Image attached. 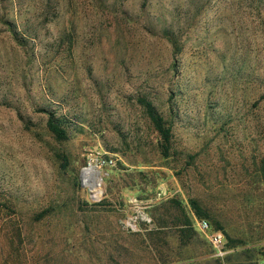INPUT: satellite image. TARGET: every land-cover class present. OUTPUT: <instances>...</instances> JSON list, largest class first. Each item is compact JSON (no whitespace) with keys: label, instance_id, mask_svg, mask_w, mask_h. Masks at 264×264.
<instances>
[{"label":"rangeland","instance_id":"rangeland-1","mask_svg":"<svg viewBox=\"0 0 264 264\" xmlns=\"http://www.w3.org/2000/svg\"><path fill=\"white\" fill-rule=\"evenodd\" d=\"M0 264H264V0H0Z\"/></svg>","mask_w":264,"mask_h":264},{"label":"trees","instance_id":"trees-1","mask_svg":"<svg viewBox=\"0 0 264 264\" xmlns=\"http://www.w3.org/2000/svg\"><path fill=\"white\" fill-rule=\"evenodd\" d=\"M176 46V42H173ZM137 103L144 110L146 116L149 118L155 132L159 138V147L164 157H169L172 149V128L166 121L165 117L158 111L155 104L151 99L145 96H140L137 98ZM48 128L51 133L58 139L66 138V130L62 128L59 123L54 119V116H50L48 120ZM192 206L196 210L200 219H206L209 217L204 211H202L197 201H192ZM211 225V224H210ZM212 228V226H211ZM212 230H222L221 228ZM226 235V233H225Z\"/></svg>","mask_w":264,"mask_h":264},{"label":"built area","instance_id":"built-area-1","mask_svg":"<svg viewBox=\"0 0 264 264\" xmlns=\"http://www.w3.org/2000/svg\"><path fill=\"white\" fill-rule=\"evenodd\" d=\"M112 162H113L112 160H108V159H98L97 165H93L92 163L89 164V167L93 166L99 172V176L101 178L100 189L102 188V177L100 174V168L102 166L111 164ZM85 184L87 185V187H89L91 193L94 194L92 192L91 185L87 184V183H85ZM197 227L202 233H204L206 235V237H207L211 247L214 249L217 257L223 259L224 257H226L231 252L230 250L226 249L227 237L222 230H212L210 223L206 219L198 220L197 221Z\"/></svg>","mask_w":264,"mask_h":264},{"label":"bare ground","instance_id":"bare-ground-1","mask_svg":"<svg viewBox=\"0 0 264 264\" xmlns=\"http://www.w3.org/2000/svg\"><path fill=\"white\" fill-rule=\"evenodd\" d=\"M87 176V184L91 185V189L93 194V198L98 199L101 195L100 182L101 178L99 176V172L93 167H88L85 170Z\"/></svg>","mask_w":264,"mask_h":264}]
</instances>
